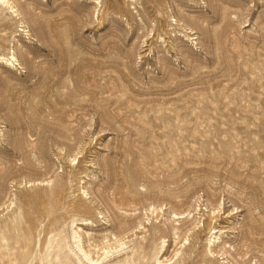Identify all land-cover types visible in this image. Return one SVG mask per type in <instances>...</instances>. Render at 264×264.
<instances>
[{"label":"rangeland","instance_id":"obj_1","mask_svg":"<svg viewBox=\"0 0 264 264\" xmlns=\"http://www.w3.org/2000/svg\"><path fill=\"white\" fill-rule=\"evenodd\" d=\"M13 5L0 264H264V0Z\"/></svg>","mask_w":264,"mask_h":264},{"label":"bare ground","instance_id":"obj_2","mask_svg":"<svg viewBox=\"0 0 264 264\" xmlns=\"http://www.w3.org/2000/svg\"><path fill=\"white\" fill-rule=\"evenodd\" d=\"M17 2V0H0V5H6V6H8V8H10L11 10H12V12L13 13H15L16 15H20V11H19V9H15V5H13V4H15ZM185 19V18H184ZM185 22V21H184ZM195 39V38H194ZM192 40V39H191ZM13 54H11V57L9 58H6V61L7 62H9L10 64H13V65H17V64H15L14 62H17V57H16V55H15V53H14V51L12 52ZM1 55V54H0ZM3 58V57H2ZM72 100H73V98H72ZM74 101H75V98H74ZM63 181V180H62ZM85 193V192H84ZM12 203V202H11ZM154 206V205H153ZM151 209V208H150ZM153 209L154 210H156L157 211V207H153ZM153 209H152V211H153ZM199 210V209H198ZM150 211V210H149ZM172 213V212H171ZM178 213V212H177ZM177 213H172L173 214V216H171L170 217V219H168V220H173V221H175L176 222V218H180L181 216H184V215H181V216H179ZM152 214H153V212H152ZM180 214H183V213H180ZM188 214V213H187ZM177 215L179 216V217H177ZM189 215H190V213H189ZM16 218V217H15ZM169 218V217H168ZM188 218V217H187ZM80 219V218H79ZM83 219V218H82ZM86 220V219H85ZM84 220V221H85ZM78 221V220H77ZM142 222V221H141ZM170 222V221H169ZM74 223H76V222H74ZM172 223V222H171ZM72 224V223H71ZM71 224H69L70 226H71ZM140 224V223H139ZM170 225V224H169ZM137 226V225H136ZM179 226V225H178ZM69 227V226H68ZM138 228L140 227V225L139 226H137ZM168 227V226H167ZM170 227V226H169ZM180 227V226H179ZM179 227H177V225L175 226L174 224H171V230H172V232L171 233H173V234H178L177 233V230L178 229H180ZM13 228V227H12ZM78 228V227H77ZM145 228V227H144ZM71 230L73 229V228H70ZM76 230V231H75ZM73 229L72 230V232H71V234H69V238H70V243H71V247H72V250L71 251H73V250H75V255L77 254L79 257H84V258H86V260H88L89 261V263L91 262V263H96L97 261H98V259L96 260V258H93L92 257V253L91 252H89V250H88V252L83 248V245H81V234L77 231V229ZM78 230H80L79 228H78ZM74 231V232H73ZM81 231V230H80ZM66 232V231H65ZM220 232V230H218V231H215L214 233L215 234H218ZM89 233V232H88ZM113 233V232H112ZM111 233V234H112ZM110 234V235H111ZM89 236V239H88V241H90L92 238L90 237V234H88ZM85 236V235H84ZM112 236V235H111ZM114 236V235H113ZM174 236V235H173ZM179 236V235H178ZM94 237V236H93ZM174 237H177V236H174ZM106 238V237H105ZM178 238H180V237H178ZM60 239V238H59ZM58 239V240H59ZM71 239L73 240V242H71ZM115 239V238H114ZM220 239V235H215L214 237H213V239L212 240H209V244H210V247H209V249H208V246H207V249L209 250V252L211 253V254H215V252L213 251V249H212V246L215 244V242H217L218 240ZM64 241H65V239H63ZM68 240V239H67ZM93 240V239H92ZM109 240V239H108ZM116 240V239H115ZM165 240V239H164ZM177 240V239H176ZM69 241V240H68ZM87 241V240H86ZM121 241H122V239H121ZM103 242V241H102ZM106 242H107V240H106ZM111 242V241H110ZM118 242H120V240H118ZM68 243V242H67ZM82 243H84V242H82ZM88 243V242H87ZM59 244H61V243H59ZM58 244V245H59ZM125 244V243H124ZM208 244V245H209ZM224 244V243H223ZM8 245V244H7ZM57 245V246H58ZM69 245V244H68ZM96 245V244H95ZM94 245V246H95ZM111 245V244H110ZM121 245H123V243L122 242H120V244H118V246H121ZM164 245V244H163ZM9 246V245H8ZM92 246V248H95L96 249V247H97V245H96V247H93V245H91ZM91 246H89V247H91ZM107 246H109V243H107V245L106 246H104L103 247V249H104V251H105V253H108L109 254V252H110V250H111V248H109V247H107ZM124 246V245H123ZM191 246V245H190ZM8 248V247H7ZM68 248H69V246H68ZM91 248V249H92ZM101 248V247H100ZM116 248H117V246H116ZM121 248V247H120ZM162 248V247H161ZM222 248H225V246H222ZM1 249V248H0ZM64 249V248H63ZM86 249H88V247L86 248ZM70 250V249H69ZM113 250V249H112ZM124 250V249H123ZM38 251V250H37ZM68 251V250H67ZM134 251V250H133ZM160 251V250H159ZM227 251V250H226ZM63 252V251H62ZM64 252H66V251H64ZM177 252V254H178V251H176ZM208 252V251H207ZM228 252V251H227ZM73 253V254H74ZM96 253V252H95ZM98 253V252H97ZM132 253V252H131ZM130 253V254H131ZM160 253V252H159ZM7 254V253H6ZM25 254V253H24ZM62 254H64V253H62ZM72 254V255H73ZM104 254V253H103ZM206 254H208V253H206ZM210 254V255H211ZM224 254V253H223ZM228 254V253H227ZM38 255H40V254H38ZM70 255H71V252H70ZM74 255V256H75ZM105 255V254H104ZM209 255V254H208ZM57 258H60V253H57ZM107 256V255H106ZM131 256V255H130ZM177 256V255H176ZM181 256V255H180ZM68 257V256H67ZM101 257V256H100ZM126 257V256H125ZM128 257H129V255H128ZM137 258H138V256H136ZM156 257V256H155ZM207 257V256H206ZM75 258V257H74ZM73 258V259H74ZM84 258H82L83 260H84ZM99 258V257H98ZM104 258V257H103ZM102 258V259H103ZM76 259V258H75ZM127 259V258H126ZM131 258L129 257V260H130ZM1 260H2V258H1ZM39 260V259H38ZM57 260V259H56ZM77 260H78V257H77ZM123 260H125V259H123L122 258V261ZM156 260V262H158V260L157 259H155ZM63 261V260H62ZM100 261V260H99ZM98 261V262H99ZM121 261V260H120ZM160 261V260H159ZM183 261V260H182ZM69 262V261H68ZM82 262V261H81ZM80 262V263H81ZM63 263H64V261H63ZM76 263V262H75ZM88 263V262H87ZM113 263H115V262H113ZM117 263H119V262H117ZM116 263V264H117ZM121 263V262H120ZM180 263H181V261H180ZM253 263V262H252ZM122 264V263H121ZM123 264H124V262H123ZM127 264H128V262H127ZM131 264V263H130ZM201 264V263H200ZM207 264V263H206ZM242 264H244V263H242Z\"/></svg>","mask_w":264,"mask_h":264}]
</instances>
